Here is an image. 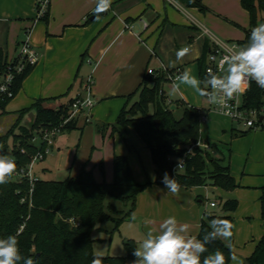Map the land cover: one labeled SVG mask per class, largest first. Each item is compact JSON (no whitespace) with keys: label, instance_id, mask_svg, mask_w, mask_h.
I'll use <instances>...</instances> for the list:
<instances>
[{"label":"crops","instance_id":"crops-1","mask_svg":"<svg viewBox=\"0 0 264 264\" xmlns=\"http://www.w3.org/2000/svg\"><path fill=\"white\" fill-rule=\"evenodd\" d=\"M231 2L234 8L240 5L241 0ZM95 7L96 0H52L48 19L37 21L35 0H0V47L9 60L18 59L21 32L27 28L32 29L28 40L40 56L21 92L7 105L2 116L11 117L16 122L19 112L32 107L39 100L44 101L46 108L57 110L71 100L81 98L84 95L85 78L91 74L95 64L93 95L96 106L91 121L87 122L86 118L81 117L77 122L76 133L71 132L55 138L50 147L51 152L43 160L42 172L37 173L35 166L33 168L32 173L36 179L61 182L77 177L85 167L87 171L93 170L98 183L111 184L114 181L116 155L127 157L136 175L131 160L136 158L138 149L129 140V132L132 131L118 127L113 133L110 127L102 133L99 127L115 124L121 111L139 100L135 93L148 75V69H189L200 78L199 60L203 57L205 43L209 41L212 46L214 39L227 43L214 37L210 30L201 29L200 23L189 14V10L197 9L186 8L176 0H112L110 9L100 14L99 18L93 14ZM206 8L208 9L207 6ZM226 14L229 15V12ZM225 18L242 26L234 17ZM143 20L150 25V32H165L172 48L174 44L170 41V33L176 31L173 27L184 25L191 29L194 33H190L187 40L195 41L197 51L194 53L193 47L189 46V55L182 61H177L173 49L169 50L164 42L158 41L154 52H151V47L136 36L138 27L133 32L126 29L127 24L139 25ZM249 31L250 26L244 27L243 37L230 41H245ZM154 44L153 41L151 46ZM163 89L168 103L176 108L173 111L176 117L179 106L185 107L183 113L186 108H198L206 111L205 125H213L214 116L211 118V115L214 113L205 105L203 97L183 85L179 90L174 89V84H167ZM172 93L177 95L175 100L170 98ZM35 116V112L28 114L23 124L32 123ZM224 125V132L231 134V148L226 149L216 143L209 144L203 138L202 140L209 146L215 145L220 159L224 158L230 164L231 174L238 184L234 191L239 203L236 212L243 213L241 221L254 228V233L250 229L244 243H238V222L234 218L236 212L230 214L235 221L232 250L238 259L236 264H245L264 236L261 210L264 187V130H248L230 121L227 124L224 122ZM122 130L126 133V138L122 135ZM242 142L246 144L241 146ZM35 143L39 146L42 141L38 138ZM140 147L146 151L144 146ZM150 157L148 156V171L151 174L146 173L147 179L143 183L137 181L139 184L155 182L151 177L153 174L157 176L156 168L152 156ZM101 164L104 166V175ZM209 188L211 187L187 189L180 185L179 191L173 194L165 186L153 185L138 196L137 207L131 219L137 218L141 221L144 237L149 230H158L165 215L180 213L185 218L179 223L186 224L190 235L198 238L203 220L201 215L224 214L221 209L219 212L204 211V214L202 211L201 214V210L197 208L196 202L204 204L202 199L208 196ZM232 194L221 197L222 201L230 200ZM205 206L209 208L208 205ZM189 213L191 215L187 220ZM257 226L259 230L256 232ZM241 252L242 255L239 254ZM231 264H234L233 261Z\"/></svg>","mask_w":264,"mask_h":264},{"label":"trees","instance_id":"trees-1","mask_svg":"<svg viewBox=\"0 0 264 264\" xmlns=\"http://www.w3.org/2000/svg\"><path fill=\"white\" fill-rule=\"evenodd\" d=\"M176 1L186 8L208 12L203 0ZM241 5L250 15L247 38L238 42L246 45L251 29L258 22H264V0H241ZM48 16L49 12L43 20H47ZM211 51L212 46L207 41L203 57L199 60L201 79L207 74ZM9 61L0 47V83L8 72ZM17 63L18 59L14 60L13 66ZM36 65H26L22 72L15 73L11 86L14 98L21 92L24 82ZM166 83L163 74L147 75L135 93L139 94V100L131 107L124 108L115 124L99 127L102 133L110 127L113 133L118 127H132L151 152L157 174L155 182L139 184L128 158L118 155L114 158V181L111 184L98 183L93 170L87 171L85 167L77 177L61 182L42 179L32 182L28 177L14 174L11 182L0 185V238L16 235L21 254L25 257L32 256L37 264H91L94 255V240L91 237L93 230L105 221L115 222V230H118L132 217L140 194L153 185L164 186L161 181L165 172L187 189L211 187L225 192L237 189L238 184L231 174L230 164L224 158H214L210 151L198 146L199 143L209 145L201 137L202 118L206 111L186 108L183 116L177 118L162 87ZM14 98L0 96V116L5 114L7 105ZM76 100H71L57 110L46 108L44 101L39 100L32 107L19 112L16 123L5 135L0 136V150L15 158L16 174L20 175L27 170L33 158L47 149V144L43 141L39 146L35 143L37 138H42L47 131L57 130L58 135H63L77 129L78 120L67 122ZM244 106L248 109H264V89L259 88L254 81L244 95ZM151 107L154 109L153 113L150 112ZM31 112L36 114L34 121L30 126L23 125L24 119ZM157 120L160 121L159 129L155 123ZM210 148L217 150L215 145ZM179 161L184 162V170L174 171ZM100 168L104 175L103 164ZM114 202L125 204L127 211L119 210ZM220 206L224 214L205 216L198 238H203L206 229L210 231L208 224L212 218L228 219L235 224L230 214L237 211L238 201L228 200L221 202ZM261 210L264 222V187ZM232 231L234 232V227ZM233 241L234 236L231 238V245ZM126 247H130L129 242ZM207 247L209 253L219 249L224 253L227 264L232 263L233 250L225 247L224 241L217 239ZM126 263L125 257L110 256L104 257L103 262ZM245 264H264V236Z\"/></svg>","mask_w":264,"mask_h":264},{"label":"clouds","instance_id":"clouds-1","mask_svg":"<svg viewBox=\"0 0 264 264\" xmlns=\"http://www.w3.org/2000/svg\"><path fill=\"white\" fill-rule=\"evenodd\" d=\"M111 4L112 0H96L94 16L99 18L100 14L110 9ZM190 51L189 46H182L176 51V60L182 61ZM218 70L222 74L209 69L206 76L201 79L189 69H185L175 77L178 83L174 84V89L179 90L181 85L186 86L220 109L227 108L228 101L240 94L246 83L254 81L259 88L264 89V22H258L251 29L245 46L221 59ZM84 103L89 105L93 103L90 95L86 97ZM16 172L15 158L0 150V185L11 182ZM151 178L153 181L156 179L154 174ZM161 182L167 191L173 194L179 191V183L167 172L163 174ZM211 207L214 208L215 205ZM233 227L228 219L212 218L208 224L210 231L206 229L203 238L200 239L188 234L186 224H180L176 217L170 216L159 224L158 230H149L145 234L133 252L136 259L132 264H227L222 251L216 249L209 253L207 245L220 239L231 251ZM205 253L209 254L204 255ZM231 259L236 261L237 257L233 254ZM103 262V251L95 252L91 264ZM0 264H37V260L32 256H23L17 236L9 235L0 238Z\"/></svg>","mask_w":264,"mask_h":264},{"label":"rangeland","instance_id":"rangeland-1","mask_svg":"<svg viewBox=\"0 0 264 264\" xmlns=\"http://www.w3.org/2000/svg\"><path fill=\"white\" fill-rule=\"evenodd\" d=\"M51 3H52V0H50L48 12L50 11ZM203 4L208 7V12H207L208 14L207 13L204 14V13L200 12L198 9L195 11L189 10L190 11L189 14L193 18H195L197 20V22L200 23L201 29L210 30L211 34L214 35V37H216L217 39H220L222 41H227V43H231L230 40H237L238 37H243L244 27L249 28V26H250V16L246 12V10L242 7L241 3L239 6L234 7V8H232V6H231V4H232L231 0H203ZM35 11H36L37 21H44L43 18H41V19L38 18L39 17V13H38L39 10L36 6V0H35ZM227 12H229V15L226 14ZM200 14H202V15H200ZM204 15H206V16H204ZM226 16H228L229 18L234 17L235 19H237V21H239V23L242 24V26L236 25L235 23L229 21L227 18H225ZM143 22L148 24V22H146L144 20H143ZM184 23L187 24V22H184ZM243 25H245V26H243ZM187 26H188V24H187ZM173 28L176 29V31H173L172 33H170V34H172V36H170L172 40H170V41H172L174 44L173 48L171 47V45H169L168 37L165 35V32L164 33L161 31L158 32L157 30H155L154 32H150L151 29H150L149 24H148L147 29L143 30L141 32V34L136 35V36H138L143 41V43H145L146 45L151 47L150 48L151 52H154V47L156 46L158 41H162L166 44L165 45L166 48H168L169 50L173 49V51L175 53L182 46H192L193 47L192 51L195 53L197 51V48L195 47V45H196L195 41L194 42L193 41L188 42V40H187L188 35L190 33H192L193 31L191 29L185 27L184 25L179 26V27H173ZM169 29L172 30V28H169ZM31 31H32L31 28H27V29L22 30L21 39H20L21 45L19 46V51H18L19 54H20V50L22 48L23 43L28 41V38L30 37ZM127 31H130V30H127ZM165 31L167 32V30H165ZM195 34H196V32H195ZM174 39H176V42H174L175 41ZM153 41L155 42V44L153 46H151ZM94 65L92 66L91 74L89 76H86V78H85V82H86V80H88L91 77L93 87L95 86V79H94L95 78V76H94L95 66ZM166 85L167 84H164V85H162V87L164 88V86H166ZM83 88H85V86H83ZM135 96L139 97V94H136ZM170 98L175 100L177 98V95L172 93ZM203 99H204L205 105L207 107H210V103L207 101V99L205 97H203ZM184 108L185 107H183V106H179V111L177 112V117L179 119L182 117ZM153 111H154V109L151 107L150 112L153 113ZM212 116H214L212 126L205 125L206 124L205 122L202 124L201 137L204 139V141L208 142L209 144L216 143L218 145L223 146L226 149L231 148V142H232L231 134H227L224 132V130H225L224 122H226V124H227V122H229V121L232 122V121L230 119L222 116V115H219V114H217V115L213 114V115H211V118H212ZM13 120L14 119H12L11 117H5V116L1 117L0 116V136L5 135L12 128V126L16 123ZM31 124H32L31 122H27L23 125L30 126ZM120 128H122L123 130H125L126 128H129V130L132 131V132H129V140L138 149V154H136V156H135L136 158L131 160L133 163L134 169L136 170V175L134 173L133 174H134L136 181H138V182L141 181V183H143V181L145 179H147L146 173H148L149 175L151 174V172L148 171L149 170V158H151L150 157L151 156L150 151L147 148V146L145 145V143L142 141V139L140 138L138 133L132 127L126 126V127H120ZM209 128H212V130H209ZM123 130H122V135L125 136V138H126L127 135ZM262 130H264V129H261L260 131H262ZM226 131H228V130H226ZM76 132L77 131H75V130L73 131V133H76ZM130 133H132V134H130ZM39 140L42 141V138L40 137ZM244 144H246V143L245 142L240 143L241 146H243ZM140 146H144V148L146 149L147 152L144 151V149H141ZM210 153L214 158L220 159L219 154L216 150H211ZM147 155L149 156V158ZM43 166H44L43 160L38 161L35 164V172L41 173ZM132 171H133V169H132ZM174 171H176L175 167H174ZM234 191L225 192V191L220 190V189L214 190L213 188H209L208 196L207 197L204 196V198L202 199L204 201V204H200L199 202H196V206H197V208H199L201 210V214H202V211H203V214H204V211H217V212H219L218 210L221 209L220 204H221V202H224V201H222L221 197H226L227 194H232ZM238 195H241V193H239ZM236 197H237L236 192H234L232 194V197L230 198V200H238V198H236ZM109 202H112V201L109 200ZM211 202H216L218 205V208H215V209L211 208L210 207ZM115 205L117 206V208L119 210H122L125 212L127 211V207L125 206V204H123L121 202H116ZM205 205H208L209 208H206ZM242 214L243 213L237 214V212H236V215L234 217L236 222H238V225H237V230H238L237 241H238V243H244L245 242V240L247 239L248 233H250V229H251L252 233H254L253 226L250 227L247 224H244L243 221H241V217H243ZM251 214L252 213H250V215ZM190 215H191V213H189V215L187 216V220L190 218ZM170 216L176 217L178 222L183 221L185 218V216H183L180 213L178 215V214L172 212L168 215H165V219L170 217ZM201 216L204 218L206 215L204 214ZM259 222L260 221L258 220V223ZM141 226H142L141 221L137 218L127 219L120 226V228L118 230H115L116 225H115V222H113V221H105V222L99 224L93 230L92 235H91L92 239L94 240V245H93L94 253L97 251H103L104 257H107V256L125 257V258H127L126 264H132V262L136 259V257L133 255V252H134L135 248L139 246L140 242L144 238L143 234H142ZM255 230L257 232L259 230V227L257 226V228H255ZM188 234H190L189 229H188ZM127 242L130 243L129 248L126 247ZM242 252L239 254L242 255ZM237 261H238V259L236 261H233V263L236 264Z\"/></svg>","mask_w":264,"mask_h":264},{"label":"built area","instance_id":"built-area-1","mask_svg":"<svg viewBox=\"0 0 264 264\" xmlns=\"http://www.w3.org/2000/svg\"><path fill=\"white\" fill-rule=\"evenodd\" d=\"M50 0H36V6L39 10V17L43 18L49 9ZM139 29H138V28ZM148 28V24L144 23L143 21L139 25L133 24H127L126 29L130 31L139 30L137 33L138 35L141 34V32ZM245 46L244 44H240L238 42H231V43H223L219 40L214 39L213 45H212V51L208 56V66L206 69V73L209 69H211L214 72H217V74H222L219 72V63L221 59L229 55L230 53L239 50L240 47ZM39 53L37 50L32 46V44L28 41L24 42L22 45V48L20 50V54L18 57V63L17 65L13 66V61H9L8 66V72L4 77L2 78V81L0 83V96H5L10 99L14 98V94L11 91V86L14 81L15 73H20L24 70L26 65H36L39 62ZM182 69H175V70H167L166 68H162L161 70L157 71L153 68L148 69L147 74L148 75H158L163 74L166 77L167 83L166 84H175L177 81H175V77L181 73ZM252 85V81L250 83H246L244 85V90L236 95L231 101H228V107L224 109H220L217 105L210 104V112L214 114L222 115L228 119H230L233 123L242 125L243 127L247 128L248 130H261L264 129V109H248L244 106V95L248 90H250ZM84 95L81 98H78L73 107L70 118L67 120L69 122L70 120H78L81 117L86 118L87 122L91 121L92 119V112L94 107L96 106V100L93 95V83L91 77L86 80L84 84ZM91 96V100L93 103L91 105L84 103L87 96ZM207 120V114H205L202 118L203 123ZM57 130H53L51 132L47 131L45 135L42 137V141L47 144V149L44 151V153L40 152L38 153L32 160V163L28 167L27 170L22 171L20 175L15 174V176H24L28 177L32 182L37 180L33 176V168L35 164L38 161L44 160L46 155H48L51 152V145H53L55 138L58 136ZM38 139V138H37ZM35 140V142L37 141ZM202 149L205 151H211V148L209 145H203L201 143L198 144ZM180 165V166H179ZM175 168L177 171L184 170V162L180 161L175 165ZM215 205L214 208L217 207V204L215 202H211V205ZM213 208V207H212ZM79 224H77L78 226Z\"/></svg>","mask_w":264,"mask_h":264},{"label":"water","instance_id":"water-1","mask_svg":"<svg viewBox=\"0 0 264 264\" xmlns=\"http://www.w3.org/2000/svg\"><path fill=\"white\" fill-rule=\"evenodd\" d=\"M175 109H176L175 107H172V108H171L172 111H175ZM155 123H156L157 128L159 129L160 121L157 120Z\"/></svg>","mask_w":264,"mask_h":264}]
</instances>
